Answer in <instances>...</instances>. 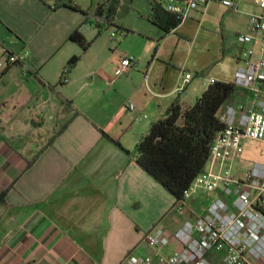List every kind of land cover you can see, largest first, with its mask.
Returning a JSON list of instances; mask_svg holds the SVG:
<instances>
[{"label": "crops", "instance_id": "0c3cea01", "mask_svg": "<svg viewBox=\"0 0 264 264\" xmlns=\"http://www.w3.org/2000/svg\"><path fill=\"white\" fill-rule=\"evenodd\" d=\"M56 1L0 0V59L4 51L30 53L26 65L0 72V264H126L129 254H151L144 237L154 225L174 232L192 216L176 213L174 197L125 151L175 102L189 107L214 81L234 80L211 71L202 85L191 80L179 91L183 74L194 78L218 60L191 59L195 42L175 35L184 20L177 25L152 0L150 13L139 15L145 25L120 26L121 45L110 34L86 52L69 37L79 29L90 42L95 27L76 11L52 9ZM213 1L195 12L203 17ZM93 3L76 4L89 10ZM239 49L231 52L235 72ZM74 55L80 61L58 85ZM123 57L138 68L116 76ZM252 98L239 88L227 106Z\"/></svg>", "mask_w": 264, "mask_h": 264}, {"label": "built area", "instance_id": "2783aa9c", "mask_svg": "<svg viewBox=\"0 0 264 264\" xmlns=\"http://www.w3.org/2000/svg\"><path fill=\"white\" fill-rule=\"evenodd\" d=\"M211 1L152 0L181 22L191 11ZM253 1L261 13L249 16L247 32L237 38L240 49L233 82L253 98L247 104L223 109L221 119L225 127L210 149L212 167L199 173L183 199L175 203L176 213H190L192 218L174 232H169L161 222L154 225L144 237L151 254H129L126 264H264V162L247 164L243 160L245 142H264V0ZM220 3L228 9L237 6L232 0ZM116 36V31L111 32L112 38ZM29 58L26 49L4 51L0 72L12 65H26ZM132 68H138L134 59L123 57L115 75ZM191 80V74H183L178 90L183 91ZM127 109L134 111V105L129 104ZM136 119L140 121L141 117ZM202 195L207 203L194 206ZM172 242L177 248L164 254Z\"/></svg>", "mask_w": 264, "mask_h": 264}, {"label": "trees", "instance_id": "16d2710c", "mask_svg": "<svg viewBox=\"0 0 264 264\" xmlns=\"http://www.w3.org/2000/svg\"><path fill=\"white\" fill-rule=\"evenodd\" d=\"M122 1L104 0L93 9L86 10L71 0H57L51 8L65 7L82 14L84 23L93 25L99 34L114 26ZM180 23L177 20V25ZM69 40L77 43L82 52H86L91 46V41H87L79 29L70 35ZM79 61L80 56L77 55L67 61L58 85L66 83L69 73ZM205 74L201 72L199 76ZM50 89L54 90L55 87L51 86ZM238 89L232 82L214 81L191 106L183 108L175 102L161 118L150 125L133 151H125L144 172L174 197L175 203L183 199L184 192L193 179L206 169L211 146L225 127L221 119L222 111ZM61 100L66 105H71L63 98ZM67 124L68 122L57 130L49 145L65 130ZM114 143L121 148L118 142ZM35 159L27 161V167Z\"/></svg>", "mask_w": 264, "mask_h": 264}, {"label": "rangeland", "instance_id": "374dc122", "mask_svg": "<svg viewBox=\"0 0 264 264\" xmlns=\"http://www.w3.org/2000/svg\"><path fill=\"white\" fill-rule=\"evenodd\" d=\"M100 1L93 0L95 3L92 6H95ZM232 1L237 4L234 9H228L220 3V0H214L203 17L195 11H191L189 17L180 24L181 27L175 31V35L188 41L189 45L191 42H195L191 59H199L200 62L208 58L218 60L215 61L212 67L206 69L205 73L207 74L205 76H194L193 78L192 75V84L197 87L211 76V71H221L227 80H234L235 67L232 65L231 52L234 51L236 44L239 45L238 36L247 32L246 25L248 24L249 16L260 14L261 10L254 4L253 0ZM73 2L83 4V0H73ZM149 2L150 0H123L115 17L114 26L102 30L99 34L95 28L89 27L90 31L94 33L91 44L93 40L108 39L111 32L116 31L117 36L112 43L118 46L121 45L125 37L122 30L119 29L120 26L132 28L138 25H145L147 19L140 18L139 15L147 16L150 13ZM130 46L129 43L123 44L124 49ZM132 48L138 49L137 46L133 45ZM183 52L181 56L184 57L187 53L186 50ZM238 91L232 99L236 97ZM193 103L194 101H191L190 104L192 105ZM243 148V160L247 164L264 162V142L247 141L243 144ZM210 166L211 163L209 161L206 168L208 169ZM202 202L207 203L205 200ZM170 249H172L171 246L167 247L163 253L167 254Z\"/></svg>", "mask_w": 264, "mask_h": 264}]
</instances>
